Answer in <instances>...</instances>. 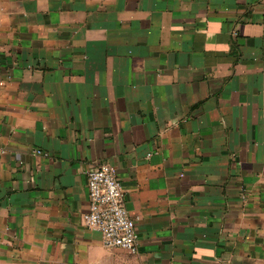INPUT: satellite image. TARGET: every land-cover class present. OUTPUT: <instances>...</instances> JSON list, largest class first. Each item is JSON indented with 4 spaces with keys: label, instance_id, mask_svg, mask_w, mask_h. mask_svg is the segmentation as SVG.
<instances>
[{
    "label": "crops",
    "instance_id": "crops-1",
    "mask_svg": "<svg viewBox=\"0 0 264 264\" xmlns=\"http://www.w3.org/2000/svg\"><path fill=\"white\" fill-rule=\"evenodd\" d=\"M0 81V264H264V0H0Z\"/></svg>",
    "mask_w": 264,
    "mask_h": 264
},
{
    "label": "built area",
    "instance_id": "built-area-1",
    "mask_svg": "<svg viewBox=\"0 0 264 264\" xmlns=\"http://www.w3.org/2000/svg\"><path fill=\"white\" fill-rule=\"evenodd\" d=\"M3 84L0 81V85ZM4 152L0 145V155ZM88 190L89 210L84 216L86 226L100 231L105 247L138 252L137 221L126 207L116 167L101 163L89 170Z\"/></svg>",
    "mask_w": 264,
    "mask_h": 264
}]
</instances>
